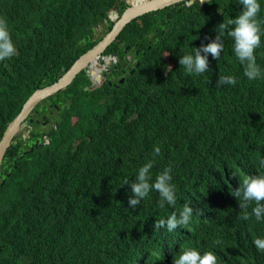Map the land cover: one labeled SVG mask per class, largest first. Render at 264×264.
Masks as SVG:
<instances>
[{
    "label": "trees",
    "instance_id": "16d2710c",
    "mask_svg": "<svg viewBox=\"0 0 264 264\" xmlns=\"http://www.w3.org/2000/svg\"><path fill=\"white\" fill-rule=\"evenodd\" d=\"M186 1L124 25L103 54L115 52L122 61L129 46L138 66L127 63L122 73L115 63L88 90L90 79L80 71L40 105L58 128L33 129L6 151L0 264H173L185 247L212 250L219 264H264L252 243L264 238V221L240 219L231 194L243 176L264 173L258 165L264 78L244 76L226 33L220 59L208 56L210 71L186 74L180 57L213 40L219 24L242 10L239 0ZM258 2L264 22V0ZM126 7L125 0H0V17L17 49L0 61V137L35 89L58 79L111 29L109 11L121 14ZM255 56L264 71V36ZM224 75L237 83L217 87ZM43 135L50 143L34 146L46 142ZM149 160L153 181L171 167L175 207H159L155 191L129 207L131 189L123 181L134 182ZM184 204L194 210L187 228L154 231L156 221Z\"/></svg>",
    "mask_w": 264,
    "mask_h": 264
},
{
    "label": "clouds",
    "instance_id": "9594fccd",
    "mask_svg": "<svg viewBox=\"0 0 264 264\" xmlns=\"http://www.w3.org/2000/svg\"><path fill=\"white\" fill-rule=\"evenodd\" d=\"M239 3L242 5L240 14L235 18H230L227 21L220 23L219 32L216 31L217 35L213 40L207 44H202L199 48H195L194 53L180 57L178 63L180 66H183L186 74L201 75L210 71L208 56L210 54L213 59H220L221 53L224 49L222 37L223 34L226 33L233 40V51L237 60L244 68V76L249 80L264 78V71H262L257 64L255 56L256 49L261 46V37L264 36V27H262V23L264 22L258 19L261 5L258 0H239ZM205 39L208 38L205 37ZM16 53L17 49L12 42L7 21L5 18L0 17V61L10 59L16 55ZM236 83L237 79L234 76L224 75L217 79L216 86L235 85ZM32 93L22 103L18 113L7 122L0 137V141L8 125L19 115L24 104L28 101V98ZM55 93L51 95H54ZM51 95L36 102L23 118L20 130L17 133L23 138L21 140H25L29 137L33 129L34 131L45 129L51 124H54L55 128H58L57 122L53 121L54 115L46 113L40 106L44 103V100ZM37 106H39L38 109ZM39 111L41 113H39V117L36 118ZM43 136L46 142L43 140H35L34 146L43 144L48 145L50 143L47 136ZM17 140L18 139H16L13 144H15ZM13 144L10 142L4 152L6 153ZM160 153L161 148L155 146L154 155L159 156ZM3 158L2 161H0V170L2 169ZM154 163V160H149L140 167L134 182L129 183L127 179L123 181V185H130L131 195L128 198V205L130 208L135 209L139 206L141 201L148 197L152 191L159 194V207L163 208L165 207V204L172 207L176 206V185L172 183V176L170 174L172 171L171 167H165L162 172L156 175L155 180L153 181L151 169L154 167ZM258 165L259 168L264 169V158L258 161ZM231 194L236 200H239L238 205L241 210L240 219L248 220L251 217H255L256 221H264V173L243 176L238 187L233 190ZM250 207L251 212H249ZM193 212L194 210L189 204H184L182 210H180L178 214L173 212L166 220L161 219L156 221L153 225V229L155 232H159L165 226L168 232H173L178 228L185 229L191 222ZM252 243L258 251L264 253V238H255ZM173 264H219V261L217 254L212 250H207L201 253L195 248L185 247L179 251L177 258L173 260Z\"/></svg>",
    "mask_w": 264,
    "mask_h": 264
},
{
    "label": "water",
    "instance_id": "95a60500",
    "mask_svg": "<svg viewBox=\"0 0 264 264\" xmlns=\"http://www.w3.org/2000/svg\"><path fill=\"white\" fill-rule=\"evenodd\" d=\"M125 1L127 3V7L122 11L121 14L115 10L109 11L108 18L110 20L115 19V22L111 29L102 37V39H100L95 45L81 54L67 69V71L64 72L55 82L45 87L36 89L28 98V101L24 104L19 115L12 122H10L3 134V137L0 141V161H2L3 155L5 153L4 151L9 146L10 142L13 144L16 139H23L19 134H17L21 127V121L36 102H39L43 98L57 92L58 90L64 89L74 80L80 71L84 70V68L88 70L91 69L90 82L84 87V90L94 89L101 84L102 77H95L96 73H98L96 64L106 65L107 69L105 73H109L114 67L116 55H104L103 52L106 47L116 38L124 25L137 16L163 9L169 5H173L184 0H144L143 3H139L138 5H133L129 2V0ZM197 1L202 2L204 0H187L186 4L189 5ZM104 21L106 22V19ZM97 27L98 25H95V28ZM138 64L139 63H136L135 67H137ZM135 67L129 72L133 73ZM123 80L124 78L121 77L119 82L122 83ZM108 84H110V81H108Z\"/></svg>",
    "mask_w": 264,
    "mask_h": 264
},
{
    "label": "flooded vegetation",
    "instance_id": "af4514ba",
    "mask_svg": "<svg viewBox=\"0 0 264 264\" xmlns=\"http://www.w3.org/2000/svg\"><path fill=\"white\" fill-rule=\"evenodd\" d=\"M100 25H98V27H99ZM95 28L96 29V31H102V29H100V28ZM105 51V50H104ZM130 48H129V46H126L124 49H123V52L124 53H127V54H125L124 56H122L123 57V60L122 61H120V59H121V56H118L117 55V53H115V52H111V53H109V54H107V55H110V54H115L116 55V60L114 61V63H120L121 62V64H122V69L120 70L122 73L124 72V67H126L127 66V63H129L130 65L131 64H133V63H139L136 59H135V55L134 54H131L130 52ZM134 68V67H133ZM131 69H129V71H130ZM84 71H85V74L87 75V77H88V79H90V71H91V69H86V68H84ZM121 78V77H120ZM110 81V84H112L111 83V80H109Z\"/></svg>",
    "mask_w": 264,
    "mask_h": 264
},
{
    "label": "bare ground",
    "instance_id": "6f19581e",
    "mask_svg": "<svg viewBox=\"0 0 264 264\" xmlns=\"http://www.w3.org/2000/svg\"><path fill=\"white\" fill-rule=\"evenodd\" d=\"M144 1V0H143ZM143 1H141V2H138V3H136V4H133V5H138L139 3H143ZM96 68H97V70H98V73H96V75H95V77H100L101 75H103L104 76V73H105V71H106V69H107V66L106 65H97L96 64Z\"/></svg>",
    "mask_w": 264,
    "mask_h": 264
}]
</instances>
